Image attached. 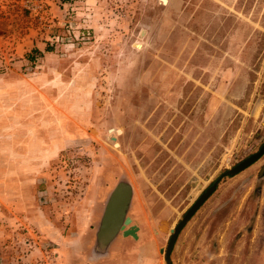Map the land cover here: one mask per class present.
I'll return each instance as SVG.
<instances>
[{
    "label": "rangeland",
    "instance_id": "rangeland-1",
    "mask_svg": "<svg viewBox=\"0 0 264 264\" xmlns=\"http://www.w3.org/2000/svg\"><path fill=\"white\" fill-rule=\"evenodd\" d=\"M262 143L264 0H0V264H165L170 229L218 177L242 211L230 230L250 231L258 170L224 171ZM120 182L139 238L105 250ZM257 229L240 264H264Z\"/></svg>",
    "mask_w": 264,
    "mask_h": 264
},
{
    "label": "crops",
    "instance_id": "crops-1",
    "mask_svg": "<svg viewBox=\"0 0 264 264\" xmlns=\"http://www.w3.org/2000/svg\"><path fill=\"white\" fill-rule=\"evenodd\" d=\"M257 161H255L252 166L249 165L242 170H250L249 174H252L253 171L259 170L257 172L260 176V180L257 190L260 192V197L258 200H256V202H259V211L254 220H252L254 226H252L253 229H250V231L235 229L230 230L233 226H237L241 222V220L238 219H240L242 211L238 210L240 205H235V207L229 205L230 203L225 205L226 202L224 201L226 198H220L216 196V194L219 192V187L221 186H216L214 192L203 202V204L195 211V213L180 230L170 252L171 263H188V252L189 254L191 253L190 257L192 255L196 256L194 261L189 258L193 264L208 263V259L203 255L208 254V248L220 245L223 249L222 253L224 256L222 259V264H240V249L242 248L241 242L244 240L247 241L248 250H245L243 256L246 254L250 257V255L254 253V250L252 249L256 246L255 241L258 237L257 228L259 219L264 221V165L258 169V166H255V163H258ZM213 196L216 197L212 198ZM222 207L225 208L222 209ZM261 209L262 212L260 211ZM259 231L264 233V229H259ZM116 237L117 235L108 244L109 248L113 245L115 247L117 244ZM122 237L124 236L122 235ZM137 238H139V230H137ZM124 239L135 240L136 238L124 237L122 240L123 242ZM106 252L107 251H105V254ZM105 254L104 252L100 253L98 257L104 258L106 257ZM254 255H256V253H254ZM249 257L246 259L247 262H250L251 257ZM246 261H244V264Z\"/></svg>",
    "mask_w": 264,
    "mask_h": 264
},
{
    "label": "water",
    "instance_id": "water-1",
    "mask_svg": "<svg viewBox=\"0 0 264 264\" xmlns=\"http://www.w3.org/2000/svg\"><path fill=\"white\" fill-rule=\"evenodd\" d=\"M114 138V137H113ZM264 154V143L260 147L231 168H227L224 172L227 175H234L242 171L255 161H257ZM219 177L209 184L193 201V203L186 209L182 217L178 220L173 228L170 229V236L168 238L165 249L161 248L160 252L164 254L165 264H172L170 259V252L176 241V238L195 213V211L203 204V202L214 192L219 181ZM130 187L123 182L118 183L110 193L105 204L104 211L100 220L98 232L96 234L99 245L106 250L108 244L121 231L123 236H132L137 238L138 226L131 224V218L125 215L130 201Z\"/></svg>",
    "mask_w": 264,
    "mask_h": 264
},
{
    "label": "bare ground",
    "instance_id": "bare-ground-1",
    "mask_svg": "<svg viewBox=\"0 0 264 264\" xmlns=\"http://www.w3.org/2000/svg\"><path fill=\"white\" fill-rule=\"evenodd\" d=\"M163 1H165V0H163ZM111 131H113L114 129H110ZM113 140H115V138H113V137H111ZM116 145H117V143H116Z\"/></svg>",
    "mask_w": 264,
    "mask_h": 264
},
{
    "label": "flooded vegetation",
    "instance_id": "flooded-vegetation-1",
    "mask_svg": "<svg viewBox=\"0 0 264 264\" xmlns=\"http://www.w3.org/2000/svg\"><path fill=\"white\" fill-rule=\"evenodd\" d=\"M252 164H253V163H252ZM263 165H264V164H263ZM263 165H262V166H263ZM260 167H261V166H260ZM260 167H259V168H260ZM258 171H259V170H258Z\"/></svg>",
    "mask_w": 264,
    "mask_h": 264
},
{
    "label": "trees",
    "instance_id": "trees-1",
    "mask_svg": "<svg viewBox=\"0 0 264 264\" xmlns=\"http://www.w3.org/2000/svg\"><path fill=\"white\" fill-rule=\"evenodd\" d=\"M46 50H49V48H46Z\"/></svg>",
    "mask_w": 264,
    "mask_h": 264
}]
</instances>
